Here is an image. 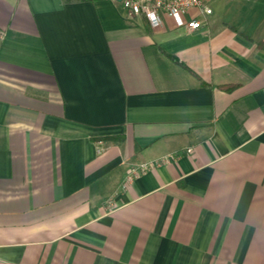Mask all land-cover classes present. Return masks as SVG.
Instances as JSON below:
<instances>
[{
    "label": "crops",
    "instance_id": "1",
    "mask_svg": "<svg viewBox=\"0 0 264 264\" xmlns=\"http://www.w3.org/2000/svg\"><path fill=\"white\" fill-rule=\"evenodd\" d=\"M211 6L0 0V264H264V0Z\"/></svg>",
    "mask_w": 264,
    "mask_h": 264
},
{
    "label": "built area",
    "instance_id": "2",
    "mask_svg": "<svg viewBox=\"0 0 264 264\" xmlns=\"http://www.w3.org/2000/svg\"><path fill=\"white\" fill-rule=\"evenodd\" d=\"M121 4L129 14L145 16L153 28L162 27L163 17L167 16L177 27L197 30L207 24V16L213 13L211 0H121ZM101 143L100 141L99 144ZM98 151H102L101 146ZM151 166L152 164L143 163L131 167L127 183H132L141 172Z\"/></svg>",
    "mask_w": 264,
    "mask_h": 264
},
{
    "label": "water",
    "instance_id": "3",
    "mask_svg": "<svg viewBox=\"0 0 264 264\" xmlns=\"http://www.w3.org/2000/svg\"><path fill=\"white\" fill-rule=\"evenodd\" d=\"M116 1H119V2H121V0H116Z\"/></svg>",
    "mask_w": 264,
    "mask_h": 264
},
{
    "label": "trees",
    "instance_id": "4",
    "mask_svg": "<svg viewBox=\"0 0 264 264\" xmlns=\"http://www.w3.org/2000/svg\"><path fill=\"white\" fill-rule=\"evenodd\" d=\"M68 1H70V0H68Z\"/></svg>",
    "mask_w": 264,
    "mask_h": 264
}]
</instances>
